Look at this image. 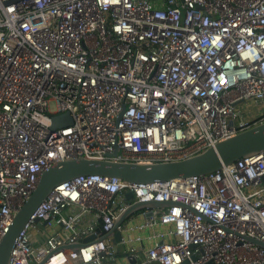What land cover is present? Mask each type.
<instances>
[{
  "label": "built area",
  "instance_id": "built-area-1",
  "mask_svg": "<svg viewBox=\"0 0 264 264\" xmlns=\"http://www.w3.org/2000/svg\"><path fill=\"white\" fill-rule=\"evenodd\" d=\"M7 1L0 239L54 161L177 160L264 122V0ZM63 113L71 123L53 127ZM151 200L171 204L113 228L130 204ZM250 238L264 243V150L166 181H65L31 214L9 264H264Z\"/></svg>",
  "mask_w": 264,
  "mask_h": 264
},
{
  "label": "water",
  "instance_id": "water-1",
  "mask_svg": "<svg viewBox=\"0 0 264 264\" xmlns=\"http://www.w3.org/2000/svg\"><path fill=\"white\" fill-rule=\"evenodd\" d=\"M17 0H8L6 3ZM71 123L67 113L52 117V126L60 127ZM116 150V149H115ZM264 150V122L235 134L227 139L216 142L200 153L185 158L154 162L150 164L115 162L107 159L86 158L77 156L54 161L39 175L35 187L26 198L22 206L15 212L8 230L0 239V264H9L10 253L19 232L34 212L36 207L50 194L54 187L81 175H102L117 177L131 183H148L166 181L174 178H185L194 175H204L215 172L239 158L258 154ZM126 199H131L132 192L124 193ZM169 201L151 200L130 204L114 221L113 228L133 212L152 207H165ZM37 221V219H35ZM120 232H114L113 243L120 240ZM89 235L81 242L63 246L71 249L78 248L92 240ZM264 247V243L256 239H249ZM130 262L129 264H132Z\"/></svg>",
  "mask_w": 264,
  "mask_h": 264
},
{
  "label": "crops",
  "instance_id": "crops-1",
  "mask_svg": "<svg viewBox=\"0 0 264 264\" xmlns=\"http://www.w3.org/2000/svg\"><path fill=\"white\" fill-rule=\"evenodd\" d=\"M117 264H128V262H126L122 257L121 258H117L116 261ZM133 264H147L146 262L142 261L141 259H137L135 263Z\"/></svg>",
  "mask_w": 264,
  "mask_h": 264
},
{
  "label": "rangeland",
  "instance_id": "rangeland-1",
  "mask_svg": "<svg viewBox=\"0 0 264 264\" xmlns=\"http://www.w3.org/2000/svg\"><path fill=\"white\" fill-rule=\"evenodd\" d=\"M43 230V229H42Z\"/></svg>",
  "mask_w": 264,
  "mask_h": 264
}]
</instances>
